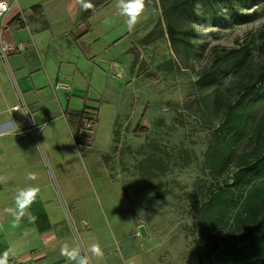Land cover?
<instances>
[{
    "label": "rangeland",
    "instance_id": "rangeland-1",
    "mask_svg": "<svg viewBox=\"0 0 264 264\" xmlns=\"http://www.w3.org/2000/svg\"><path fill=\"white\" fill-rule=\"evenodd\" d=\"M107 1H87L92 7L84 8L77 34L102 50L96 60L110 81L100 100L108 170L102 200L127 220L139 264H220L216 254L208 257L211 246L244 236L217 231L206 241L195 224L214 185L207 155L219 125L217 99L225 106L236 98L234 73L244 59L247 74L264 64V0L233 7L199 1L197 22L170 16L179 33H195L175 44L163 9L181 0H144L135 25L104 44L98 15L117 0L103 6ZM113 15L121 18L117 6Z\"/></svg>",
    "mask_w": 264,
    "mask_h": 264
},
{
    "label": "crops",
    "instance_id": "crops-1",
    "mask_svg": "<svg viewBox=\"0 0 264 264\" xmlns=\"http://www.w3.org/2000/svg\"><path fill=\"white\" fill-rule=\"evenodd\" d=\"M117 4L98 15L107 29L104 44L128 32V17L112 16ZM83 11L78 0H12L0 20V259L6 264H75L62 247L78 250L89 264L140 262L127 220L102 200L108 170L100 100L110 81L96 60L102 50L88 45L90 35L78 41ZM86 108L99 112L93 136L78 123ZM21 189L38 191L17 224L9 210ZM94 244L101 256L91 253Z\"/></svg>",
    "mask_w": 264,
    "mask_h": 264
},
{
    "label": "trees",
    "instance_id": "trees-1",
    "mask_svg": "<svg viewBox=\"0 0 264 264\" xmlns=\"http://www.w3.org/2000/svg\"><path fill=\"white\" fill-rule=\"evenodd\" d=\"M199 1L211 7L219 2L233 7L236 1L247 6L259 0H181L164 7L172 43L178 41V36L195 33H179L170 16L178 14L197 22L195 9ZM110 3L108 0L103 6ZM260 40L264 48V28ZM245 63L246 59L234 73L238 78L236 98L225 106L222 99H217L219 125L207 155L214 185L195 224L201 239L206 241L217 231L238 230L244 236L236 243L224 240L222 247L219 243L211 246L208 257L216 254L220 264H264V64L255 74H247L241 72Z\"/></svg>",
    "mask_w": 264,
    "mask_h": 264
},
{
    "label": "clouds",
    "instance_id": "clouds-1",
    "mask_svg": "<svg viewBox=\"0 0 264 264\" xmlns=\"http://www.w3.org/2000/svg\"><path fill=\"white\" fill-rule=\"evenodd\" d=\"M78 2L85 8H91L92 5L90 3H85V0H78ZM120 9V14L128 17L127 23L130 27L134 26L140 16L143 8H144V0H130V2H126V0H118L117 4ZM4 177H0V182L4 181ZM28 180H35L36 176L34 173H28ZM38 190L34 189H21L18 190L15 197V208L10 209V213L13 216V219L18 224L23 217L27 215L26 208L28 207L29 201L28 197L33 195V193ZM29 221L34 222L35 218L28 216ZM91 253L96 256H101L102 251L98 245L91 246ZM61 255L66 256L70 261H75V264H89V258L87 256H82L79 254V251L76 249L66 251L65 248H61ZM7 253H5V257ZM0 264H6L5 259H0Z\"/></svg>",
    "mask_w": 264,
    "mask_h": 264
},
{
    "label": "built area",
    "instance_id": "built-area-1",
    "mask_svg": "<svg viewBox=\"0 0 264 264\" xmlns=\"http://www.w3.org/2000/svg\"><path fill=\"white\" fill-rule=\"evenodd\" d=\"M12 0H0V20H2L11 10ZM3 52V49H0ZM56 88H64L69 90L68 87L57 85ZM78 123L81 130L91 136L95 134L99 124V112L96 108H86L78 117Z\"/></svg>",
    "mask_w": 264,
    "mask_h": 264
},
{
    "label": "water",
    "instance_id": "water-1",
    "mask_svg": "<svg viewBox=\"0 0 264 264\" xmlns=\"http://www.w3.org/2000/svg\"><path fill=\"white\" fill-rule=\"evenodd\" d=\"M140 233H141L142 237H145L146 234H147L146 231H145L144 229H141V230H140Z\"/></svg>",
    "mask_w": 264,
    "mask_h": 264
}]
</instances>
